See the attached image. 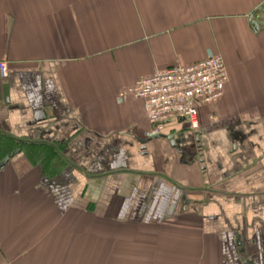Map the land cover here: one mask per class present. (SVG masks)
I'll return each mask as SVG.
<instances>
[{
    "label": "crops",
    "instance_id": "1",
    "mask_svg": "<svg viewBox=\"0 0 264 264\" xmlns=\"http://www.w3.org/2000/svg\"><path fill=\"white\" fill-rule=\"evenodd\" d=\"M209 52L200 130L149 138L122 93ZM2 62L0 262L264 264V0H0Z\"/></svg>",
    "mask_w": 264,
    "mask_h": 264
},
{
    "label": "built area",
    "instance_id": "2",
    "mask_svg": "<svg viewBox=\"0 0 264 264\" xmlns=\"http://www.w3.org/2000/svg\"><path fill=\"white\" fill-rule=\"evenodd\" d=\"M0 74L7 77V63H0ZM228 82L229 73L223 58L209 52L204 60L192 65L179 64L156 71L126 89L122 98L144 101L151 127L149 138L159 137L168 124L177 120L198 132L200 108L217 104Z\"/></svg>",
    "mask_w": 264,
    "mask_h": 264
},
{
    "label": "water",
    "instance_id": "3",
    "mask_svg": "<svg viewBox=\"0 0 264 264\" xmlns=\"http://www.w3.org/2000/svg\"><path fill=\"white\" fill-rule=\"evenodd\" d=\"M170 140H172V137H170Z\"/></svg>",
    "mask_w": 264,
    "mask_h": 264
}]
</instances>
